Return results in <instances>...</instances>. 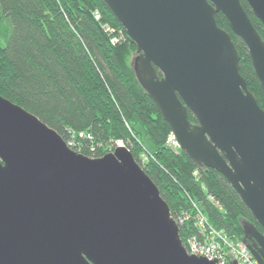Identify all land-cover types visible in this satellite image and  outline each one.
<instances>
[{
  "label": "water",
  "instance_id": "95a60500",
  "mask_svg": "<svg viewBox=\"0 0 264 264\" xmlns=\"http://www.w3.org/2000/svg\"><path fill=\"white\" fill-rule=\"evenodd\" d=\"M103 1L135 44L136 79L180 149L196 169L221 174L261 226L245 227L254 244L244 243L264 264V110L215 19L222 13L246 45L264 93V41L241 0ZM244 1L264 28V0ZM0 264L214 262L187 254L158 189L126 148L79 154L0 96Z\"/></svg>",
  "mask_w": 264,
  "mask_h": 264
},
{
  "label": "trees",
  "instance_id": "16d2710c",
  "mask_svg": "<svg viewBox=\"0 0 264 264\" xmlns=\"http://www.w3.org/2000/svg\"><path fill=\"white\" fill-rule=\"evenodd\" d=\"M241 3L264 41L262 23L244 0ZM215 19L230 34L240 55L239 73L264 110V93L246 45L222 13ZM2 27L0 96L35 115L66 143L67 132L74 134L71 149L89 158L104 156L106 145L122 141L158 189L178 225L182 245L198 235L192 220L195 207L214 229L234 240L249 244L247 226L262 232L221 174L204 168L194 176L190 158L165 145L171 130L136 79L132 67L136 46L103 0H0ZM119 32L123 38L112 43ZM188 120L196 123L191 112ZM185 215L190 219L179 224Z\"/></svg>",
  "mask_w": 264,
  "mask_h": 264
},
{
  "label": "built area",
  "instance_id": "2783aa9c",
  "mask_svg": "<svg viewBox=\"0 0 264 264\" xmlns=\"http://www.w3.org/2000/svg\"><path fill=\"white\" fill-rule=\"evenodd\" d=\"M96 19H99V14H94ZM109 34L115 33L114 30L107 29ZM123 38L122 33L119 32L118 36L112 37V43H116ZM71 141L68 140L66 143L70 148L74 147V134H71ZM79 137L86 139H91L89 134L80 133ZM165 145L173 150L180 149V145L171 132L167 139ZM126 148L122 141H111L106 145V154L113 152L116 148ZM127 149V148H126ZM91 151H95V147L91 148ZM194 176L198 175V169L193 173ZM196 209V208H195ZM190 216L185 215L183 218L178 220L179 224H182L183 221L189 220ZM194 225L196 226L198 235L188 237L183 245L188 255L195 257H201L207 261L214 262V264H258L251 253L249 252L247 246H244L242 243H234V240L229 238L224 231H218L210 228L207 225V222L204 221L203 215L200 213V210L196 209L195 214L192 218ZM177 224V223H176Z\"/></svg>",
  "mask_w": 264,
  "mask_h": 264
},
{
  "label": "rangeland",
  "instance_id": "374dc122",
  "mask_svg": "<svg viewBox=\"0 0 264 264\" xmlns=\"http://www.w3.org/2000/svg\"><path fill=\"white\" fill-rule=\"evenodd\" d=\"M4 34H5V28L4 27H2V28H0V42L1 43H4ZM115 36H118V33H116L115 34ZM122 39V38H121ZM133 60H134V58H133ZM133 60H132V63H133ZM67 135H69V141H71V134L69 133V132H67ZM119 141V140H118ZM114 142H117V141H114ZM123 143V142H122ZM124 144V143H123ZM125 145V144H124ZM145 160H147L146 159V157L144 156V158H143V161H145ZM142 161V162H143ZM196 209H198V210H200L199 208H197V207H195ZM200 213L203 215V217H204V221H206L207 222V225L210 227V228H212V229H214V227L210 224V222L208 221V219L205 217V215L202 213V211L200 210ZM216 230V229H215ZM230 238V237H229ZM232 239V238H231ZM232 240H234V239H232ZM237 242H239V243H242L244 246H246V244L244 243V241L242 240H234V243H237ZM255 260V259H254ZM256 261V260H255ZM257 262V261H256ZM258 263V262H257Z\"/></svg>",
  "mask_w": 264,
  "mask_h": 264
},
{
  "label": "flooded vegetation",
  "instance_id": "af4514ba",
  "mask_svg": "<svg viewBox=\"0 0 264 264\" xmlns=\"http://www.w3.org/2000/svg\"><path fill=\"white\" fill-rule=\"evenodd\" d=\"M250 245L254 244V242L250 239V242H249Z\"/></svg>",
  "mask_w": 264,
  "mask_h": 264
}]
</instances>
